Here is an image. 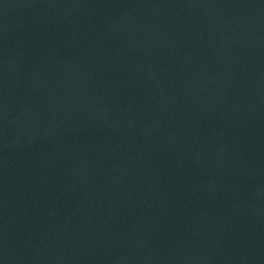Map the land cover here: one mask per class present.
I'll return each instance as SVG.
<instances>
[{
  "label": "water",
  "instance_id": "1",
  "mask_svg": "<svg viewBox=\"0 0 264 264\" xmlns=\"http://www.w3.org/2000/svg\"><path fill=\"white\" fill-rule=\"evenodd\" d=\"M0 264H264V0H0Z\"/></svg>",
  "mask_w": 264,
  "mask_h": 264
}]
</instances>
